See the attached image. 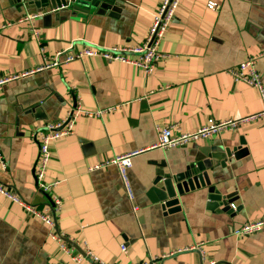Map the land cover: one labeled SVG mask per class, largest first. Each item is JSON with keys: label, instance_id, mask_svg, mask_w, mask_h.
Listing matches in <instances>:
<instances>
[{"label": "crops", "instance_id": "1", "mask_svg": "<svg viewBox=\"0 0 264 264\" xmlns=\"http://www.w3.org/2000/svg\"><path fill=\"white\" fill-rule=\"evenodd\" d=\"M161 3L102 0L91 15L59 17L0 0V80L20 77L0 92V186L46 212L49 197L35 179L34 133L79 105L89 112L110 110L102 118L77 116L74 133L52 145L47 182H59L55 194L62 203L53 228L0 193V264H93L72 261L53 232L76 253L88 247L109 264L162 256L161 264H264V228L245 238L234 235L264 218V125L156 148L159 130L170 125L193 132L264 109L258 91L230 73L255 59L264 83V0H183L160 43L168 58L152 73L102 58L40 71L59 53L143 45ZM31 14L39 15L34 32L19 23ZM240 148L248 152L235 156ZM138 151L128 171L131 199L118 167L100 166ZM204 160L213 167L212 184L234 198L232 210L209 209L204 190L182 197L180 212L164 209L160 175ZM197 246L202 250H191Z\"/></svg>", "mask_w": 264, "mask_h": 264}, {"label": "built area", "instance_id": "2", "mask_svg": "<svg viewBox=\"0 0 264 264\" xmlns=\"http://www.w3.org/2000/svg\"><path fill=\"white\" fill-rule=\"evenodd\" d=\"M183 0H162L159 11L153 19L152 26L146 36L144 44L139 47L131 48H89L86 47L84 50L78 53H59L50 63H48L41 70L56 68L62 64H69L75 60H84L85 58H102L105 60L115 61L119 63H124L127 65H132L139 67L147 73H152L155 71L157 65L161 62L167 60L168 56L161 53L159 50L160 43L169 31L175 17L177 10L180 7ZM209 8L214 9L215 4L209 3ZM39 15L31 14L25 16L19 23H27L30 29L34 32V23ZM137 54L141 56L139 59H133L129 55ZM61 57H64L63 62ZM231 76L235 82L244 83L254 89H256L264 104V83L262 81V76L258 71L256 60L248 59L241 63L236 69L232 70ZM19 76L8 77L0 80V92L3 87L16 79ZM110 110H97L94 112L83 111L79 105L76 111L70 113V115L62 120L53 123H48L43 126L39 131L34 133V138L37 139L39 145V156L35 166V179L37 183L38 190L49 197V203L47 204L46 212H42L37 207L32 204L24 202L18 195L14 194L11 190H8L0 186V193L6 196L10 201L23 207L24 210L40 218L46 225L53 228L56 223L55 214L61 208V200L56 196L55 190L59 185V182L48 183L47 182V167L51 160V148L52 145L59 139L70 136L74 133L75 121L77 116L85 115L86 117H99L102 118L103 115ZM261 123L264 125V109L260 113H256L246 117H240L235 119H227L223 121H217L210 125L200 127L193 132H182L177 125H170L168 127L162 128L158 133V143L156 148L159 149H169L187 146L202 140H207L213 135H218L226 131H237L243 126L253 125ZM142 151L129 153L127 155L116 157L114 159L108 160L103 166L115 165L119 169V173L122 179V183L127 190L131 199H133L132 188L129 181L128 171L132 167L133 157L139 155ZM1 159V153H0ZM99 167V166H98ZM95 167V168H98ZM264 228V218L247 223L240 229L234 231L236 237H249L252 236ZM51 238L59 243L61 249L67 253L72 261L80 262L88 259L93 264H109L99 260L89 249L86 247L82 253H76L69 244L66 242V238L59 234L58 232L51 233ZM125 251V248H123ZM191 250H202L200 246L193 247ZM166 256L152 258L149 261H142L133 264H161ZM210 264H224L212 262Z\"/></svg>", "mask_w": 264, "mask_h": 264}, {"label": "water", "instance_id": "3", "mask_svg": "<svg viewBox=\"0 0 264 264\" xmlns=\"http://www.w3.org/2000/svg\"><path fill=\"white\" fill-rule=\"evenodd\" d=\"M19 4H29L35 9L52 10L60 17L61 13H70L72 16L91 15L100 7L102 0H15ZM245 144L244 142L242 143ZM248 152L247 149H235L234 155L237 156ZM230 156L231 151H227ZM213 167L207 162L193 161L184 168L182 172L161 174L157 179V183L162 184V189L166 194V201L163 206L168 212H180L182 210L181 198L190 192L206 191L209 209H219L223 207V211H231V204L234 198L224 196L216 185L212 184V180L208 170Z\"/></svg>", "mask_w": 264, "mask_h": 264}]
</instances>
